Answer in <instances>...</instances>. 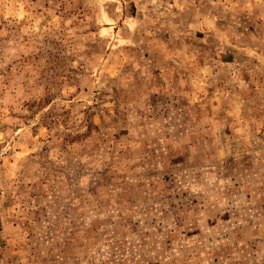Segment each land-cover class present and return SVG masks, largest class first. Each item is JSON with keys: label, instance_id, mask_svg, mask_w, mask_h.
Segmentation results:
<instances>
[{"label": "rangeland", "instance_id": "374dc122", "mask_svg": "<svg viewBox=\"0 0 264 264\" xmlns=\"http://www.w3.org/2000/svg\"><path fill=\"white\" fill-rule=\"evenodd\" d=\"M0 264H264V0H0Z\"/></svg>", "mask_w": 264, "mask_h": 264}]
</instances>
